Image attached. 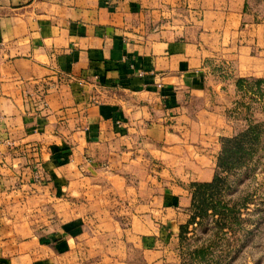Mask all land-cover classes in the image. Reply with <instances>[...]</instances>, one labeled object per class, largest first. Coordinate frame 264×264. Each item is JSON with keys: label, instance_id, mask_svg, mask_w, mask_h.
Here are the masks:
<instances>
[{"label": "crops", "instance_id": "0c3cea01", "mask_svg": "<svg viewBox=\"0 0 264 264\" xmlns=\"http://www.w3.org/2000/svg\"><path fill=\"white\" fill-rule=\"evenodd\" d=\"M259 79L264 0H0V264L195 261Z\"/></svg>", "mask_w": 264, "mask_h": 264}, {"label": "rangeland", "instance_id": "374dc122", "mask_svg": "<svg viewBox=\"0 0 264 264\" xmlns=\"http://www.w3.org/2000/svg\"><path fill=\"white\" fill-rule=\"evenodd\" d=\"M260 85L249 126L257 127L258 136L250 150L231 160L233 166L220 169L212 200L204 206L197 201V224L186 235L196 260L186 264H264V82ZM215 202L231 211L216 214L210 208Z\"/></svg>", "mask_w": 264, "mask_h": 264}, {"label": "trees", "instance_id": "16d2710c", "mask_svg": "<svg viewBox=\"0 0 264 264\" xmlns=\"http://www.w3.org/2000/svg\"><path fill=\"white\" fill-rule=\"evenodd\" d=\"M263 82L264 80L262 79L256 81L258 85ZM256 129L257 127L253 125L234 137L223 138L222 154L218 162V166L220 169L227 170L229 166H233L235 164L234 162H231L233 158L242 156V154L246 153L247 150H250V147L248 145L254 144V141L258 136ZM219 180L220 176L218 175L212 183L192 184V186L197 189L196 194L194 195V204L198 201V203L204 206L206 204V201L212 200L211 195L213 189H215L216 184ZM210 208L216 214L222 215H227L231 211L229 208L222 206L219 202H215V204L211 205Z\"/></svg>", "mask_w": 264, "mask_h": 264}]
</instances>
